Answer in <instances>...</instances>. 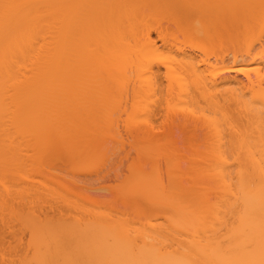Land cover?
I'll list each match as a JSON object with an SVG mask.
<instances>
[{"label": "bare ground", "instance_id": "obj_1", "mask_svg": "<svg viewBox=\"0 0 264 264\" xmlns=\"http://www.w3.org/2000/svg\"><path fill=\"white\" fill-rule=\"evenodd\" d=\"M207 1L0 0V215L1 213L2 216L5 215V218L0 216L3 225L0 227L1 231H5L8 227L4 229L3 227L8 225L11 217L16 216L19 222L22 220L30 229V231L26 229L29 236L27 239L19 237L14 240L15 242L13 241L15 246L10 243L12 240L9 241L3 236L2 232L0 264H264V74L258 73L256 80L249 77L247 90L246 85L238 78L224 77L221 81H217L213 80L215 77L207 81L199 59L181 50L182 47L180 49L176 44H171L173 38L168 36L171 31L167 29L166 34L162 25L158 27L160 22L158 18L162 19L166 16L165 19L176 20L175 26L180 28L178 32L184 30L182 35L185 37L188 35L187 39L192 35L201 40L200 37L204 38L208 32L205 23L208 17L206 14L211 13L207 12L208 8L210 9L205 5L209 3H206ZM212 1L214 3L215 0ZM218 3H215L216 7L218 6L216 11L219 12L218 15L220 11L226 12L229 6L230 13L239 16L238 19L234 14L236 19L230 14L233 18L231 25L235 27L234 29L241 27L236 31L243 30L244 36L260 23L264 13V0H233V4L231 0L224 6L226 10H221L224 7ZM230 6L236 8V11L240 9L241 12H234L232 9V13ZM207 20L206 22L209 23V19ZM214 20L217 22L215 21L213 28L220 33L223 21L220 20V23L217 19H213V22ZM225 23L227 26V20L223 27ZM223 27L222 30L227 28L223 29ZM229 31L231 32V29ZM153 32L162 39V46L159 47L154 38L152 39ZM185 32L187 35L183 34ZM199 33L200 37H198ZM222 33L224 34V31ZM246 51L251 55V48ZM263 53L264 50L257 54L256 62H264ZM162 66L165 68V74L161 72L162 75L164 74L162 77L166 78L168 84L167 90L165 87L168 93H165L169 94L167 97L172 96L175 101L173 108H170V104L167 106L168 114L170 111L173 114H170L169 116L172 117L169 118L173 120L175 114L173 111L179 110L178 113L180 115L182 113L185 119L187 118L183 119L184 123L188 121L187 123L190 124V120L192 122L195 120L194 125L190 124L191 129L196 127L195 124L198 126V122L200 125L198 127L202 126L205 132L202 146L196 144L193 146V143L191 145L189 140H186L188 142L186 148L190 146L187 149L191 151L189 154L186 153L187 150L184 152L189 155L190 160L185 166L186 170L188 168V173L185 171L183 178L188 182L184 179L182 180L185 183L180 180L182 184L179 187L181 182H178L179 184L173 182L178 176L176 174L173 179L169 177L173 182L170 181L169 186L162 182V177L159 175L152 176L155 179L151 178L152 181L148 180V183L144 181L148 191L142 185L144 190L139 187L140 192L143 190L140 194L143 195V192L147 191L145 194L149 195L150 202L144 194L145 206L147 203L152 205L156 214L149 221L144 218L147 216V208H144V205L137 210V213L139 211L142 215L138 214L139 219L128 217L126 213L118 211L119 216H117L115 210L106 208L94 212L92 210L96 207L93 208V204L84 205L86 202L88 204L87 200H91V195L88 194L90 197L85 195L88 192H83L85 196L81 195L82 191L76 187L70 190L73 193L69 192V198L78 201H72L69 205L78 208L77 211L80 208L79 212L83 214L87 213L85 217L83 216L87 222L85 219H79L78 216L83 218L81 213L76 215L78 218L76 220L73 216L74 221L65 217L59 219L61 215L58 217L56 215L54 221L51 215L49 216L52 220L41 218L40 215L39 217L35 214L40 213L37 210L34 211L35 215H32L29 208L32 213L33 209L26 196L33 190L31 177L35 179L39 177L44 185L46 184L44 188H40L36 183L39 186L38 190L44 189V192L46 190L50 195L60 198L63 194L61 187L49 180L47 183L45 176L43 180L41 175L43 170L39 171V167L49 157L59 155L68 160L71 158L72 162L73 156L87 151V149L81 150L82 143L86 147L85 139L89 135L94 139L95 135L93 134L94 137L92 135L94 132L100 135L106 129L114 131L117 124L113 117L117 115L120 118V114L124 110L126 112L127 105H124L128 99L129 85L132 87L130 90H134L131 93L133 99L130 98L133 100L132 106L127 107L132 109H127L129 113L131 111L129 114L133 127L131 132L141 126L140 129L132 132L133 136L139 134L141 137L144 132L143 136L146 135L148 139L150 137V143L153 142L151 137L160 136L156 135L159 130L153 131L156 130L153 129L155 123L151 122L155 121L151 116L155 115L157 118L154 109L158 101L156 93L158 92V97L164 95L163 91L159 93L163 81L159 73ZM228 66H224L225 69ZM227 71H232L231 66ZM241 71L245 73L243 69ZM114 88L123 95L121 94V97L114 95ZM109 97L115 102L113 106L109 103ZM124 99L126 100L123 101L122 106L119 103ZM134 99L137 101L135 102ZM166 100L165 97L163 101ZM167 103L166 101L165 104ZM121 106L125 107V109L121 108L123 111L118 110ZM103 108L104 120L100 118ZM153 109L154 111L151 112ZM158 109H161V105ZM136 110L140 113V116L137 115L139 122H136L137 116H133ZM115 111L118 113L114 115ZM149 113L153 114L149 116ZM157 113L159 114V110ZM95 120L101 124L105 123L106 126ZM95 122L103 128L98 129ZM169 123L176 121L169 120ZM118 127L116 128L119 130ZM183 127L185 130L189 126L184 124L182 128L180 127L181 130ZM95 128L99 131L97 129L95 131ZM116 128V132L111 131L116 134H112L122 137L119 135L122 132L117 133ZM102 129L103 132L100 131ZM88 132L89 135L85 134ZM99 135L96 136L105 134ZM166 136L158 138L159 140L153 139H157L156 141L158 143L160 141L161 144ZM118 138L114 139L118 140ZM133 138L136 141V137ZM93 139V142L100 143ZM104 139L100 146L104 144ZM148 139L145 137V140ZM142 142L147 143L143 139ZM150 143L149 147L147 144L143 147L147 146L151 150ZM99 145L97 151L101 148ZM162 145L161 149L164 148ZM67 151L70 153V158L67 157L69 156ZM146 153L150 156L149 151ZM80 154L83 158L89 155ZM92 155L94 157V154ZM76 156L74 161L78 159ZM184 158V160L189 159L188 156ZM37 162L40 165H37ZM179 162L181 163L180 160ZM35 167H38V170ZM183 167L180 169L185 170ZM42 168L44 167L40 169ZM31 169L35 172L33 173ZM46 171L47 169L44 173L50 175L49 171L48 173ZM182 174L184 173H181V177L184 176ZM27 176L31 178L30 181H27L29 180ZM143 176L149 179L151 177L146 176V173ZM143 176L140 180H144ZM51 178L48 177L50 180ZM48 185H51V189H47ZM34 190L36 191V188ZM75 190L80 191L78 196ZM57 191L61 192L60 196L56 195ZM11 195L17 196L16 198L22 197L21 201L26 196L28 200L26 202L29 204L25 207L29 205L28 210L25 212L26 208L20 209L17 205L20 212L16 211L15 205H12L16 198L10 201L13 198ZM64 196L63 194L62 198ZM20 202L17 203L21 205L23 201ZM86 206H89V209ZM91 206L92 210H90ZM155 206L156 210H154ZM7 214L10 215L9 219L6 217ZM63 221H70V224ZM22 222L20 224L25 225Z\"/></svg>", "mask_w": 264, "mask_h": 264}, {"label": "rangeland", "instance_id": "obj_2", "mask_svg": "<svg viewBox=\"0 0 264 264\" xmlns=\"http://www.w3.org/2000/svg\"><path fill=\"white\" fill-rule=\"evenodd\" d=\"M207 1V0H206ZM223 1V2H222ZM226 1H228V2H226ZM209 2V3H208ZM211 2V3H210ZM220 3V5H223V7L224 6H226V5H228L230 2H231V0H215L214 1V3H213V1L212 0H209V1H207L206 3H208V4H205L206 5V7L208 8V6L210 7V9L208 8V11L207 12H211V13H207L206 15L208 16V17H206V15H205V17H206V19H205V23H207V26H208V32H206L207 34H205V36H204V38H202V36L200 37V33L198 34L199 36L198 37H200V39L201 40H198V38H196L197 36H192V35H190L192 38H196L197 39V41H196V39L195 40H193L191 37L190 38H188L187 39V37H188V35L186 34V32L185 33H183V34H185V35H187V37H185V36H183L182 35V32H184V30L181 32V31H179L178 32V29H180V28H177L176 26H175V22L174 21H176V20H174V21H171V19H165L166 18V16L165 15H163V16H165L164 18L162 17V19L159 17L158 19H159V24H158V27H159V25L161 26V27H163L164 29H163V31H166L167 29V31H171V32H169L170 33V35H168V36H170L171 38H173L172 40H173V42L169 39V41H171L172 43L171 44H176L177 46H179L180 47V49H181V47H182V49L181 50H185V52H188V53H191L193 56H195V57H197L198 59H199V63L202 65V70L205 72H203V74H205L206 76L205 77H207V78H205L207 81H209L210 79H213V78H215V79H213V80H217V81H221L224 77H231V78H238V79H240V80H242V82L246 85V90L247 89H249L248 88V86H249V82H248V80H249V77H251L252 79H254V80H256V76H257V74L258 73H262V74H264V62H262V63H258V62H256L255 61V57L257 56V54L260 52V51H263L264 50V13H263V15H262V17H261V19H260V23H258V24H256V26H254L251 30L252 31H250L249 33L247 32V36H244L243 35V32L242 31H236V29L237 30H239L237 27H236V29H234L235 27L234 26H232L231 25V22H232V20H233V18L231 17V16H233V17H235V15L237 16V14H231L230 13V11L228 10V8H229V6L227 7V10H226V7H224L223 9H221V10H226V12H222V11H220L221 13L219 14V15H221V16H223V17H219V15H218V13L219 12H216L217 11V8H218V6L216 7V5H215V3ZM218 3V4H219ZM222 3V4H221ZM235 3V2H234ZM232 4H233V0H232ZM208 5V6H207ZM213 5V6H212ZM231 6H233V5H231ZM230 6V7H231ZM234 7V6H233ZM212 8V9H211ZM214 8H215V10H214ZM219 8H220V6H219ZM238 8V7H237ZM232 7H231V11H232ZM239 9V8H238ZM240 10V9H239ZM239 10H237V11H239ZM204 11H206V8H205V10ZM214 11V12H213ZM233 11L235 12L236 11V8L235 9H233ZM233 11H232V13H233ZM236 11V12H237ZM227 12H229V13H227ZM239 12H241V11H239ZM238 12V13H239ZM214 13V14H213ZM160 14V13H159ZM158 14V15H159ZM211 14V16H209ZM230 14H231V16H230ZM161 16V15H160ZM215 16V17H214ZM217 16V17H216ZM195 18H197L196 16H194ZM222 18V19H219V18ZM232 19H231V18ZM210 18L212 19V20H210ZM236 18V17H235ZM234 18V19H235ZM237 18L239 19V16H237ZM236 18V19H237ZM207 19H209V23L208 22H206V20ZM213 19H219L218 20V22H220V20H222L223 22V24H224V22H226V20H227V24L230 26V27H228V25L226 26V23H225V25H224V27L227 29H224V27H223V24H222V26L220 27V29H221V31H220V33H222L223 31H224V34L222 33V36H223V38H221L222 36H220L221 34L220 33H218L214 28H213V26L215 25V21L216 20H214V22H213ZM167 20H169V21H167ZM208 21V20H207ZM235 21V20H234ZM212 22V23H211ZM217 22V21H216ZM221 23V22H220ZM237 23V22H236ZM209 24V25H208ZM221 24H219V26H220ZM206 26V25H205ZM231 26H232V28H231ZM161 27H160V29H161ZM213 28V29H211V28ZM222 27H223V29L224 30H222ZM234 27V28H233ZM176 28H177V30H176ZM207 28V27H206ZM206 28H205V30H206ZM219 29V28H218ZM231 29V32L229 31ZM204 30V31H205ZM211 30V31H210ZM167 31H166V34H167ZM210 31V32H209ZM213 31V32H212ZM235 32V33H234ZM241 32H242V34H241ZM168 33V34H169ZM209 33V34H208ZM212 33V34H211ZM226 33H227V35H226ZM230 33V35H228ZM237 33V34H236ZM246 33V32H245ZM165 34V33H164ZM201 34H203V33H201ZM232 34V35H231ZM241 34V35H240ZM196 35V34H195ZM204 35V34H203ZM211 35H213L212 37H211ZM242 35L244 36V37H242ZM215 36H216V38H215ZM220 36V37H219ZM231 38H230V37ZM165 38H166V35L164 36ZM209 37V38H208ZM218 37V38H217ZM154 38V39H153ZM219 38L221 39V40H219ZM152 39L155 41V43L160 47V46H162L163 45V41H162V39L160 38V37H158L157 36V34L155 33V32H153V37H152ZM208 39V40H207ZM210 39V40H209ZM214 39H216V41H214ZM241 39V40H240ZM217 40H219V41H217ZM237 40V41H236ZM193 41H195V42H193ZM233 41V42H232ZM249 48H251V55H250V53H248L246 50H248ZM245 53H247V54H245ZM264 54V53H263ZM200 65V66H201ZM229 65V66H228ZM226 66H228L227 68H230V66H231V69H232V71H227V68L225 69V67ZM234 67V68H233ZM161 69L159 70L160 72V78H162L163 79V81L161 82L162 84L160 85L161 86V92H159V93H162V91H163V93L162 94H164L163 96L161 95V96H159L158 97V92L156 93V96H157V98H158V101H156L157 102V104H155V106H154V109H156V112H155V114H157V118H155V115H152L151 116V119L153 120V121H155V122H151L152 124H154L153 125V129H156V130H153L154 132H156V131H161V133H159V131H158V133L156 132V135L158 134V135H160V136H158V138L160 139V137H164V135H167L164 139H162V141H161V144H160V141H159V143H158V141H156L158 138H157V136L156 137H151V140L153 141H151L152 143H150L149 141H150V137H149V139H148V137L146 136V135H144L143 136V130H142V134H141V132H140V134H141V137H140V135L139 134H137L138 135V137H137V135H134L133 136V134H132V132L133 131H135V130H137V129H140V127L139 128H136V129H134L132 132H131V129H133V127H132V125H131V117H129V114L131 113V111H130V113L128 112V110L127 109H129V108H131V106H132V103H133V100H130V98L131 99H133L132 97H131V93L134 91H131L132 89V87H130L131 85H129L127 88L129 89V91H128V99H127V101L125 102V105H124V102L123 101H125L126 99H124V100H122V102L121 103H119L120 105H124V106H126V112H124L122 109H125V107L123 108L122 106L120 107V108H118V110L120 109V110H122L123 112L120 114V118H122V120L120 119V118H118L117 117V115H116V117H113V118H115L114 119V122L117 124V125H115V127H114V131H115V128L116 127H118L119 128V130L116 128V130H118V132L117 133H119L120 131L122 132V134H120L119 133V135H122V137L121 136H114L115 134L113 133L114 131H113V129L112 130H109L108 131V129H104L105 131H104V133H101L100 135H104V136H100L99 134H98V132H97V134L94 132V133H92L91 131H90V133H92V135L94 134L95 135V138L93 139L92 138V136L91 135H89L90 133L88 132V133H85V134H88L89 135V137H87L86 139H87V142H88V144L89 145H87V142H86V139H85V137H83V139H85V143H86V147L84 146L85 144L84 143H82V146H83V149L81 150V151H85V149H87V151L86 152H80V153H82V154H87V152L89 151V150H92V151H89L88 152V159L90 160V157H91V160L89 161L85 156H84V158H83V156L81 157V154L79 153V154H77L78 156H76L78 159L76 160V161H74L76 158H75V156H73V154H72V156H73V158H72V162L70 161L71 160V156H70V153L68 152L67 154L69 155V156H67V157H69L70 159L68 160V159H66V157L65 158H63L64 156H62L61 157V155H59V156H57V157H59L58 158V160H57V157H49V159H46V157H45V161H44V164L46 165H42L41 167H44L45 169H47V171H46V173H48V171H49V173H50V175L49 174H45L44 172H45V169L44 168H42V169H40L41 167H39V171L40 170H43V171H41L40 173H41V175L43 176V180L46 178L47 180H46V182L48 183V180L49 181H51V182H53V184H56V185H58L59 187H61V192L66 196V198H62V195H61V197L60 198H57L55 195H53L52 196V194L50 195V192H46V190H45V192H44V189H41L40 190V188H44V186H46V184L44 185V182H42V180L38 177H36V179H35V177H33L32 176V173H31V178H32V180H33V182L31 183V184H33V188H31V189H33V190H31L32 192H29V194L28 193H26V194H28V195H26L27 196V198H28V200H29V203H30V207L33 209V213H32V211L30 210V208L28 207L29 205H27V207L29 208V211L31 212V214L32 215H35V214H37L38 216L40 215L41 216V218H45V219H50V220H52L51 218L53 217V221H54V217L56 218V215H57V217H58V215H61V216H59L60 218L59 219H61V218H63V217H65V219L67 218L68 220H70L71 218L73 219V216H75L76 217V215H78V213H81L82 214V217L84 216H86V214L87 213H82L81 211L79 212V210H80V208H79V210L77 211V209L78 208H73V207H71L70 205V203L72 202V201H75V200H71L70 198H69V192H71V193H73V191H70V190H74L73 189V187H76V189L78 188L80 191H82L81 192V195H84L83 194V192L85 193V192H88V193H85V195H87V196H89L88 194H90L91 195V197H90V199L92 200V198L94 199V200H87V201H89V202H93V203H89L88 202V204H86L85 202V204L84 203H81V204H84V205H89V204H93L92 206H93V208H99V209H93L92 210V206H91V208H90V210H92V211H94V210H100V208H102V210H103V208H106V209H111V210H115L116 211V215L117 216H119V214H117V211L120 213V212H123V213H126V215H128V217H131V218H140L139 217V215L141 214V213H139V211H138V213H137V210L138 209H140V206L142 205H144L145 206V201L143 200V197L146 195L145 193L148 191V188H146V187H148V186H145V184H144V181L146 182L147 181V183H148V180L150 181H152V179H155V177L157 176V175H159L160 177H162V182L165 184V185H167V186H169V183H170V181L172 182V180L171 179H173L174 177V175L176 174V175H178L177 177H176V175H175V177L176 178H174V179H176L175 181H174V179H173V182L175 183V184H179L181 181L182 182H184V181H187V180H185L184 178H185V171L187 172L188 171V168H187V170H186V167L185 166H187V163H188V160H190V158H189V155H187L186 153H190V151L187 149V148H190V146H188L187 148H186V143L188 144V142H186V140H189V142H190V144L191 143H193V146L196 144V145H201L202 146V144H203V142H204V140H203V136H204V134H205V132H204V130H203V128H202V126L201 127H198V126H200L199 125V123L197 122V124H198V126L195 124V128H193V126H192V128L193 129H191V126H190V124L191 125H194V123H195V120H194V122H192V120H190V124L189 123H187L188 121H186V123H184V120H186L185 119V117L182 115V113H181V115H180V113H178V112H180L179 110H178V112H176L177 110H174L173 112L175 113L174 114V117H176V118H174L173 117V120H174V122L176 121V123H169V120H170V122H173V120H172V118H169V117H172V113H171V111H170V114H172L171 116H169L170 114H168L169 112V110L167 109V106H168V104H170V108L172 107L173 108V105L175 104V101L172 99V96L170 97H167L168 95L166 94V93H168L166 90H167V86L166 85H168L167 84V82H166V78H164V77H162V76H164V74H165V72H164V69L165 68H163V66L162 67H160ZM224 68V69H223ZM245 71V73L243 72V71H241L242 69ZM234 69V70H233ZM236 69H238V70H236ZM241 69V70H240ZM239 71V72H238ZM164 72V74L162 75V73ZM241 72H243V73H241ZM214 75V76H213ZM204 76V75H203ZM162 79H160V80H162ZM163 84H164V86H163ZM163 86V87H162ZM130 87V88H129ZM165 87H166V90H165ZM131 89V90H130ZM163 89V90H162ZM127 90V89H126ZM110 92H112L111 91V89H110ZM114 92H115V94L114 95H116L117 97H119L121 94L116 90V88H114ZM166 92V93H165ZM124 94H126V93H124ZM112 95V94H111ZM123 95V94H122ZM132 95H134V94H132ZM110 96V95H109ZM124 96H126V95H124ZM130 96V97H129ZM112 97H113V95H112ZM116 97V98H117ZM121 97V96H120ZM163 97V98H162ZM166 97V101L168 102L167 104H165L166 103V101H163L164 100V98ZM116 98H113V99H115L116 100ZM123 98V97H122ZM127 98V97H126ZM157 98H154L155 100H157ZM174 101V102H172V100ZM114 100V101H115ZM135 100V102L137 101V99H134ZM118 101H120V100H118ZM154 102V101H153ZM161 102H165V103H161ZM109 103L113 106V103H115V102H112V99L109 97ZM118 103V102H117ZM172 103V104H171ZM174 103V104H173ZM136 104V103H135ZM118 105V104H117ZM153 105V104H152ZM156 105H158V106H156ZM160 105H161V109H158V107H160ZM115 107V106H114ZM127 107H129V108H127ZM151 107H153V106H151ZM122 108V109H121ZM152 109V108H151ZM154 109L153 110H151V112H153L154 111ZM163 109V110H162ZM168 111H167V110ZM116 110H117V108H116ZM129 110H132V109H129ZM138 110V109H137ZM136 110V111H137ZM159 110V114L157 113V111ZM161 110V111H160ZM101 111V110H100ZM167 111V112H166ZM114 112V111H113ZM116 112L117 111H115V113H113L114 115L116 114ZM135 112V111H134ZM138 112V111H137ZM136 112V114L135 113H133V116L135 117V116H140V113L138 112L137 113ZM150 112V111H149ZM162 112V113H161ZM118 113V112H117ZM160 113H161V115H160ZM112 114V115H113ZM151 114H153V113H151ZM150 113H149V116L151 115ZM113 115V116H114ZM144 115V114H143ZM146 115V114H145ZM147 115H148V113H147ZM158 115H160V118H158ZM168 115V116H167ZM102 116V117H101ZM101 116H100V118H103V120L105 119V110H104V108L102 109V113H101ZM130 116H132V115H130ZM132 116V117H133ZM135 117L137 120H136V122L138 121V120H140V119H138L139 117ZM142 116V115H141ZM181 118H180V117ZM183 116V117H182ZM133 117V120H135V118ZM100 118L98 119V120H100ZM142 118V117H141ZM144 118L145 117H143V120H144ZM147 118H150V117H148L147 116ZM147 118L145 119V120H147ZM155 118V119H154ZM180 118V119H179ZM120 119V120H119ZM168 121H167V120ZM184 119V120H183ZM157 120V121H156ZM95 121H97V120H95ZM142 121V120H141ZM151 121V120H150ZM167 121V122H166ZM98 123H100L99 121H97ZM105 122V121H104ZM119 122H121V123H119ZM133 122H135V121H133ZM139 122V121H138ZM142 122H144V121H142ZM89 123H90V121H89ZM96 123V122H95ZM119 123V124H118ZM124 123V124H123ZM147 123H149V122H147ZM163 123V124H162ZM180 125H179V124ZM186 125V124H188V126L189 127H187V129H185L184 130V128L185 127H183V130H181V128H182V126H184V124ZM193 123V124H192ZM91 124V123H90ZM89 124V125H90ZM92 124H93V122H92ZM101 124V123H100ZM114 124V123H113ZM169 124H170V128H169ZM177 124V125H176ZM96 125H97V123H96ZM96 125H95V127H96ZM101 125H105V123L103 124H101ZM101 125H97V127H99L98 129H100V128H103ZM123 125V126H122ZM131 125V126H130ZM136 125V124H135ZM134 125V126H135ZM150 125V124H149ZM106 126V125H105ZM121 126V127H120ZM146 126V125H145ZM166 126V127H165ZM138 127V126H137ZM157 127H161L160 129L159 128H157ZM166 129H165V128ZM168 127V128H167ZM181 127V128H180ZM198 127V128H197ZM104 128H107V127H104ZM135 128V127H134ZM97 128H95V131H97L96 130ZM163 129H164V131H163ZM91 130H93V129H91ZM99 131V130H98ZM101 132H103V129L102 130H100ZM111 131H113V132H111ZM163 131V132H162ZM172 133H171V132ZM116 132V131H115ZM127 132V133H126ZM139 132V131H138ZM137 132V133H138ZM167 132V133H166ZM114 135H113V134ZM129 133V134H128ZM135 133V132H134ZM166 133V134H165ZM87 135V136H88ZM94 135H93V137H94ZM96 135H99L100 137H97ZM169 135V136H168ZM170 135H172V137H170ZM86 136V135H85ZM128 136H130V137H128ZM121 137V138H120ZM133 137H136L135 139H136V141L135 140H133L134 138ZM142 137H144V138H142ZM145 137L148 139V140H145ZM168 137H169V139H168ZM95 141H99L100 143H101V141L104 139V144H102V146H100L99 144H98V142H93L92 141V139ZM97 138H98V140H97ZM100 138H101V140H100ZM103 138V139H102ZM114 138H118V140L117 139H114ZM125 138V139H124ZM153 138H157V139H153ZM106 139H107V141H106ZM114 139V140H113ZM122 139H123V141H122ZM143 139V141H147V143L145 142H142L141 143V140ZM158 139V140H159ZM113 140V141H112ZM115 141V142H114ZM118 141H120V142H123V143H117ZM138 141H140V142H138ZM83 142H84V140H83ZM93 142V143H92ZM107 143V144H106ZM149 143L151 144V147H152V149L151 150H149ZM167 143H169V145H167ZM84 144V145H83ZM94 144V145H93ZM145 144H147L148 145V147L147 146H144V147H146V149L148 148V150L146 151L145 150V148L143 147V145H145ZM160 144V145H159ZM163 144V145H162ZM166 145V148H165V145ZM189 144V145H190ZM93 146V147H95V148H93V147H89V146ZM99 145V147H101L100 149H103V151L101 150L100 151V149L97 151V146ZM155 145V146H154ZM161 145L162 146H164V148L162 147V149H166V150H162L161 149ZM192 145V144H191ZM106 146H107V148H106ZM160 146V147H159ZM89 147V148H88ZM104 147V148H103ZM150 147V148H151ZM154 147V148H153ZM142 148H143V151H145V152H143L142 151ZM173 148V149H172ZM95 149V150H94ZM192 149V148H191ZM182 150V151H181ZM186 150H187V152H186ZM95 151V153H92V152H94ZM149 151V153H150V156L146 153V152H148ZM165 152L166 151V153H164L163 154V152ZM99 152V153H98ZM177 152V153H176ZM181 154H180V153ZM184 152H186V153H184ZM184 154V156H183V154ZM92 154H94V157H93V155ZM167 156H166V155ZM178 154V155H177ZM188 156V158L189 159H186V160H184L185 158L184 157H187ZM191 155V154H190ZM160 157V159H159V157ZM176 156V157H175ZM55 159V160H53V159ZM62 158V159H61ZM172 158H174L173 160L170 159ZM184 158V159H183ZM61 159V160H60ZM52 160V161H51ZM62 160H64L65 162H63ZM78 160H80V161H78ZM155 160H158V161H156L155 162ZM179 160L181 161V163L179 162ZM41 161V162H40ZM40 163L42 164V159H40ZM50 162V163H49ZM76 162V163H75ZM78 162V163H77ZM38 163V162H37ZM40 163H38L37 165H40ZM158 163V164H157ZM176 163V164H175ZM77 164V165H76ZM156 164V165H155ZM179 164V165H178ZM52 166L51 168L49 167V166ZM56 165V166H55ZM68 165V166H67ZM70 165V166H69ZM154 165H155V167H154ZM174 165V166H173ZM181 165V166H180ZM33 166H34V164L32 165V168H33ZM36 166V165H35ZM61 166H63V167H61ZM178 166H180V168H182L183 166V168L185 169V170H183V169H180ZM38 167H35L36 169L38 168ZM47 167V168H46ZM66 167V168H65ZM143 167V168H142ZM188 167H189V165H188ZM154 169H155V171H154ZM174 169V170H173ZM178 169H179V172H178ZM35 170V169H34ZM38 170V169H37ZM180 170H181V173L183 172L184 174H182V175H184V176H182L181 177V173H180ZM31 171H32V169H31ZM39 171H36V173L37 172H39ZM145 171V172H144ZM33 172V171H32ZM35 172V171H34ZM33 172V173H34ZM159 172V173H158ZM35 173V174H36ZM40 173H38V174H40ZM143 173V174H142ZM145 173H146V176H151L150 177V179H149V177H145V176H143V175H145ZM173 173V174H172ZM188 173V172H187ZM29 174V173H28ZM142 174V175H141ZM148 174V175H147ZM161 174V175H160ZM169 174H170V176H169ZM172 174V175H171ZM180 174V175H179ZM29 176H27L28 177V179L29 180H27V181H30V177ZM44 176H45V178H44ZM50 176H52V178L50 177ZM58 176V177H57ZM141 176H143V179L144 180H140V179H142V177ZM152 176H155V177H152ZM26 177V178H27ZM48 177L49 178H51V180L50 179H48ZM54 177V178H53ZM171 179H170V178ZM184 177V178H183ZM56 178V179H55ZM147 180H146V179ZM152 178V179H151ZM53 179V180H52ZM157 179V178H156ZM160 179V178H159ZM163 179H164V181H163ZM178 179V180H177ZM182 179H184V181L182 180ZM16 180H18V179H16ZM21 180V179H20ZM181 180V181H180ZM19 181V180H18ZM25 181V180H24ZM27 181H25V182H27ZM140 181H142V182H140ZM161 182V183H162ZM172 182V183H173ZM177 182V183H176ZM179 182V183H178ZM182 182L179 184V187H180V185L182 184ZM188 182V181H187ZM36 183H37V185H39L40 186V188H39V190H38V187L39 186H37L36 185ZM76 183H78V184H80L79 186H78V184L76 185ZM146 183V184H147ZM185 183V182H184ZM28 184L29 183H27L26 185L28 186ZM50 184V183H49ZM24 185H25V183H24ZM61 185V186H60ZM145 187V190L147 189V191H145V193L143 192V195H141L142 194V191L144 190V188H143V186ZM148 185V184H147ZM184 185V184H183ZM36 186V187H35ZM42 186V187H41ZM49 186V185H48ZM51 186V185H50ZM50 186L47 188V189H51L50 188ZM55 186V185H54ZM166 186V187H167ZM139 187L142 189L143 188V190L140 192V189H139ZM176 187H177V185H176ZM184 187V186H183ZM36 188V191L34 190ZM55 188V187H54ZM62 188H64V189H62ZM182 188V187H181ZM181 188H179L180 190H181ZM53 189V188H52ZM176 189V188H175ZM63 190V191H62ZM64 190H66L67 192H64ZM183 190V189H182ZM30 191V190H29ZM48 191V190H47ZM52 191V190H51ZM80 191H76L75 190V192H77L76 194H77V196L79 195L78 193L80 192ZM37 194H35V193ZM61 192H58L57 191V193L58 194H56L57 196H60L59 194L61 193ZM75 192H74V194H75ZM141 193V194H140ZM15 194V193H14ZM41 194V195H40ZM43 194V195H42ZM45 194H46V196H45ZM54 194V193H53ZM73 194V195H74ZM75 194V195H76ZM17 195V194H16ZM72 195V194H71ZM84 195V196H85ZM13 196V198H11L10 199V201H13L17 196H14V195H11V197ZM26 196L22 199V201H23V203L20 205V204H18L20 201H21V198H20V196H19V198H16L15 200V202L13 203L12 202V205H15L14 206V208H16L17 210L16 211H19L22 207H23V209H25L24 211L26 212V210H28V208L27 207H25V205L26 204H29V203H27L26 201H28L27 199H26ZM55 196V197H54ZM83 196V198H85ZM134 196V197H133ZM148 196V197H147ZM82 197V196H81ZM146 198H147V201L149 200V202H150V198H149V195L147 194L146 196H145ZM144 197V198H145ZM73 198V197H72ZM75 198H76V196H75ZM145 198V199H146ZM20 201H19V200ZM70 199V200H69ZM77 199V198H76ZM78 199H80V198H78ZM86 199V198H85ZM85 199H83V200H85ZM132 199V200H131ZM25 200V201H24ZM80 200H82V199H80ZM143 200V201H142ZM21 201V202H22ZM67 201H69V203L67 202ZM76 201H78V200H76ZM75 201V202H76ZM152 201V200H151ZM18 202V203H17ZM20 202V203H21ZM74 202V203H75ZM141 202H142V204H141ZM15 203H17V204H15ZM154 203V202H153ZM70 204V205H69ZM78 204V203H77ZM20 206V207H18V206ZM33 205H34V207H35V205H36V207L34 208L33 207ZM73 205V204H72ZM95 205V206H94ZM153 205H155V204H153ZM74 206V205H73ZM139 206V208H137ZM20 208L19 210H18V208ZM82 207V206H81ZM87 207V206H86ZM86 207H85V209H86ZM89 207V206H88ZM87 207V209H89ZM142 208V207H141ZM144 208H147V216L146 217H144V215H143V217L146 219V220H150V219H152L153 217H155L156 216V214L153 212V206L151 205H149V203H147L146 204V206L144 207ZM84 208H82V210H83ZM106 209H105V212H106ZM157 208H156V206H155V209L154 210H156ZM36 210L37 211H39L40 213L38 214V212L37 213H35L34 214V211L36 212ZM143 210V209H142ZM28 211V214H30V212ZM110 211V210H109ZM20 212V211H19ZM24 212V213H25ZM94 212H96V211H94ZM99 212V211H98ZM104 212V211H103ZM140 212H142L141 210H140ZM144 212V211H143ZM158 212V211H157ZM22 213H23V210H22ZM22 213H20V215H23ZM51 213V214H50ZM93 213V212H92ZM110 213H111V211H110ZM115 213V212H114ZM146 213V212H145ZM159 213V212H158ZM27 214V215H28ZM53 214V215H52ZM81 214H79V215H81ZM88 214H89V211H88ZM108 214V213H107ZM112 214H113V212H112ZM139 214V215H138ZM143 214V213H142ZM49 215H51L52 217L50 218V216ZM64 215V216H63ZM92 215V214H91ZM90 215V216H91ZM114 215V214H113ZM146 215V214H145ZM0 216H2V213H1V215ZM5 216V215H4ZM4 216H2L3 218H5ZM8 216H10V215H6V217H8ZM39 216V217H40ZM89 215H87V217H88ZM122 216H124V215H122ZM140 216H142V215H140ZM79 217V219L80 220H82V219H85L84 217L83 218H80L81 216H78ZM127 217V218H128ZM143 217H141V219L143 218ZM1 218V217H0ZM90 218V217H89ZM126 218V217H125ZM2 219V218H1ZM8 219H9V217H8ZM10 219H12V222H10ZM9 219V223H8V225L9 226H11V227H9L8 225H6V226H4L3 227V229L4 228H6V227H8L7 229H5V231H1L2 229H1V227H0V231H1V233L3 232L4 233V235H3V233L2 234H0L1 236L3 235V236H5V237H7V239H9V241L10 240H12V242H10L13 246H15L14 244V240L15 239H19V237H20V239L23 237V238H26L27 239V237H29L28 236V230H26L27 228L29 229V227H27L28 225L27 224H25L24 222H22V220H21V222L22 223H24L25 225H21L20 223L21 222H19L18 221V218H16V216L15 217H11ZM14 219V220H13ZM16 219V220H15ZM71 219V220H72ZM75 220L76 219H78L77 217L76 218H74ZM74 219H73V221H74ZM88 219V218H87ZM130 219V218H129ZM145 219H144V221H145ZM64 220V219H63ZM86 220V219H85ZM85 220H83V221H85ZM131 220H135V219H131ZM143 220V219H142ZM2 221V220H1ZM0 221V222H1ZM8 221V220H7ZM19 222V224L21 225V226H19V224H17L18 222ZM89 221H91V218H90V220ZM147 221V222H148ZM5 222V221H4ZM13 222H15L14 223V225H15V227H14V225L12 226V224H13ZM17 222V223H16ZM57 222V221H56ZM60 222H62V221H60ZM63 222H65V223H67V224H70L69 222H66V221H63ZM72 222V221H71ZM86 222H87V220H86ZM6 223V224H7ZM73 223V222H72ZM2 224V222L0 223V226H3V225H1ZM18 226H17V225ZM4 225H5V223H4ZM24 226H26V227H24ZM23 229V230H22ZM24 230H25V232H24ZM29 231H30V229H29ZM6 234V235H5ZM29 235H30V233H29ZM2 236V237H3ZM4 237V238H5ZM6 239V240H7ZM14 241V242H13Z\"/></svg>", "mask_w": 264, "mask_h": 264}]
</instances>
